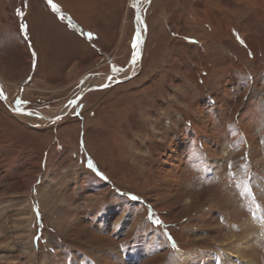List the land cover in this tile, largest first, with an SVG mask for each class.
Returning <instances> with one entry per match:
<instances>
[{
	"label": "rangeland",
	"instance_id": "374dc122",
	"mask_svg": "<svg viewBox=\"0 0 264 264\" xmlns=\"http://www.w3.org/2000/svg\"><path fill=\"white\" fill-rule=\"evenodd\" d=\"M52 3L0 0L10 105L63 113L0 97V264H264V0H141L139 64L133 0Z\"/></svg>",
	"mask_w": 264,
	"mask_h": 264
},
{
	"label": "water",
	"instance_id": "95a60500",
	"mask_svg": "<svg viewBox=\"0 0 264 264\" xmlns=\"http://www.w3.org/2000/svg\"><path fill=\"white\" fill-rule=\"evenodd\" d=\"M140 3H141V0H133V3H132L135 20H136L137 23H140L141 25H143V31H141V29L138 28V26H137V29H136V45H135V49H134V57H136V60L138 61V64H139V62L141 60V57H142L143 44H144V38H145V31H146V26H145L143 17L141 16V12H140L141 11L140 7H139ZM134 73H135V71H134ZM134 73H131L127 77L117 78L113 82H119V81H123L124 79H128V77H131ZM113 82H111V83H113ZM111 83H107L106 85L108 86ZM0 85H1L0 86V97L2 99V102L13 113L24 114V115H28V116H35L37 118H42V119L47 120V121L56 120L63 114V113H61V114H58V115H55V116H47V115H45V114H43V113H41V112H39L37 110L36 111L35 110L32 111L31 109H16L13 106H11L10 103H9V99H8L7 92H6V87L3 88L2 84H0ZM106 85H103V86L89 85V86H87L85 88L84 91H91V90H94V89H97V88L105 87ZM80 95L76 96L75 99L70 101V103L68 105V108L79 98Z\"/></svg>",
	"mask_w": 264,
	"mask_h": 264
},
{
	"label": "bare ground",
	"instance_id": "6f19581e",
	"mask_svg": "<svg viewBox=\"0 0 264 264\" xmlns=\"http://www.w3.org/2000/svg\"><path fill=\"white\" fill-rule=\"evenodd\" d=\"M140 24V23H139ZM141 25V24H140ZM143 26V25H142ZM141 29V28H140ZM143 30V29H142ZM132 61H136L137 63H138V61L136 60V57H134L133 59H132ZM136 68V67H135ZM115 77V76H114ZM116 79L114 78L113 80H111L110 82H107V83H111V82H113V81H115ZM106 83V84H107ZM113 83H116V82H113ZM0 84H2V87L3 88H5V84H3V83H1V81H0ZM85 84H87V83H85ZM84 84V85H85ZM104 85V84H103ZM102 85V86H103ZM1 86V85H0ZM101 86V85H100ZM86 88V87H85ZM97 89H101V88H97ZM84 91V90H83ZM80 94V93H79ZM90 178V177H89ZM91 180V179H90ZM95 182H96V180H95ZM85 184H87V182L85 183ZM96 185V184H95ZM85 186V185H84ZM250 219V218H249ZM249 219H244V222L241 224V228L242 229H244L245 230V234H246V236H244V237H242V238H240L241 239V244H243L244 246L245 245H247L248 243H250V241H251V237L249 236V234H248V232H246V230H247V227H249L250 226V220ZM180 255H181V253H180Z\"/></svg>",
	"mask_w": 264,
	"mask_h": 264
},
{
	"label": "snow or ice",
	"instance_id": "6c2138e0",
	"mask_svg": "<svg viewBox=\"0 0 264 264\" xmlns=\"http://www.w3.org/2000/svg\"><path fill=\"white\" fill-rule=\"evenodd\" d=\"M48 3L52 6V8L54 9V10H56V11H58V9H57V7H56V5L55 4H53L52 3V0H48ZM20 15H23V13H19ZM20 27H21V30L23 31V32H25V34H26V30H27V24H21L20 25ZM88 36H91V34L89 33V34H87ZM33 55H35V53H33ZM250 55H251V53H250ZM89 167H93V165H92V163L91 162H89ZM133 198H135V197H133ZM261 206L260 205H257V208H260Z\"/></svg>",
	"mask_w": 264,
	"mask_h": 264
},
{
	"label": "crops",
	"instance_id": "0c3cea01",
	"mask_svg": "<svg viewBox=\"0 0 264 264\" xmlns=\"http://www.w3.org/2000/svg\"><path fill=\"white\" fill-rule=\"evenodd\" d=\"M9 139V138H8Z\"/></svg>",
	"mask_w": 264,
	"mask_h": 264
}]
</instances>
